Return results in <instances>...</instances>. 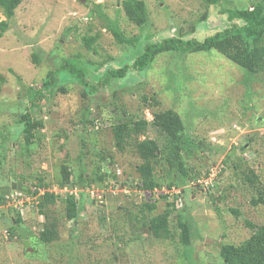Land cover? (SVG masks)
Masks as SVG:
<instances>
[{"label":"rangeland","instance_id":"obj_1","mask_svg":"<svg viewBox=\"0 0 264 264\" xmlns=\"http://www.w3.org/2000/svg\"><path fill=\"white\" fill-rule=\"evenodd\" d=\"M124 1L22 0L7 31H0V264H224L219 246H239L253 233L248 223L264 224V206L252 204L264 188V73L247 74L215 50L168 52L146 71L101 86L108 69L132 66L147 44L177 37L204 41L231 25L220 10L251 9L262 0H223L219 8L203 0H143L149 15L144 29L128 20ZM113 22L130 43L117 44ZM94 37L88 50L83 39ZM64 61L86 71L90 88L100 87L91 94L68 73H58ZM48 79L56 85L44 89ZM33 89L44 95L37 108L30 106ZM86 108L90 121L81 124ZM167 110L182 117L186 134L199 145L184 160L199 181L171 190L163 186L149 197L138 189L141 160L132 146H115L112 126L140 119L152 124L155 113ZM26 113L41 124L28 146L19 123ZM144 139L165 142L151 125L139 137ZM235 154L246 160L241 171L235 165L243 160ZM64 167L72 182L86 172L85 186L61 189ZM249 168L258 176L252 184ZM154 170L159 180L172 175L163 159ZM100 174L110 185L89 182ZM39 179L58 194L55 205L44 207L26 194L12 198L11 182L32 191ZM71 194L82 206L76 222L66 220L61 200ZM147 203L156 204L152 214L141 213ZM184 206L183 221L193 236L188 247L180 242L176 218ZM42 209L59 224L51 244L38 239ZM166 211L173 238L158 240L143 223Z\"/></svg>","mask_w":264,"mask_h":264},{"label":"trees","instance_id":"obj_2","mask_svg":"<svg viewBox=\"0 0 264 264\" xmlns=\"http://www.w3.org/2000/svg\"><path fill=\"white\" fill-rule=\"evenodd\" d=\"M209 8H219L223 4V0H203ZM264 0L254 4L251 9H222L221 14L227 15L228 21L231 23L229 27L223 31L206 37L204 41L197 39L183 40L181 37L164 39L162 42L147 44L143 53L134 61L132 66L126 65L119 69H108L101 77V86L107 85L111 80L122 81L127 76L137 75L140 72L146 71L155 59L164 53L173 52L178 54H194L205 53L212 50L217 51L230 62L237 65L247 74L264 73ZM22 0H0V8L3 10V15L6 21L0 23L1 34L7 31L8 22L15 16L16 9L21 5ZM123 9L130 22L137 27L144 29L148 25L149 15L145 2L143 0H125L123 2ZM207 19V15L204 16ZM112 35L118 45H125L131 41L126 39L117 24L113 22L110 24ZM97 38H84V45L88 50H93ZM33 62L40 64L36 56H33ZM104 64L98 66L100 69ZM58 73H68L78 84L84 86L87 92L94 93L96 88L100 86H93L90 88L86 80V71L79 68L68 61H64ZM100 79V80H101ZM56 83L48 79L43 82L44 89L55 87ZM30 98V106L37 108V102L44 98L41 90L33 89ZM149 101L148 99H146ZM91 109L86 108L83 112V118L80 123L86 120L90 121ZM155 113V112H154ZM123 118L124 115H121ZM19 123L23 126V133L25 135L26 145H30L35 138L34 130L41 124L35 122L31 116L24 114ZM154 127L165 137L164 144L156 140L144 139L139 141V137L145 136L149 126ZM112 131L115 139V146L124 151L129 146L133 147L137 156L141 160V164L137 168L140 175V185L138 189L146 192L147 196L155 194V191L161 190L166 186L171 190L176 184L177 186L185 187L186 185L192 187L198 183L199 178L192 175L184 163L187 157L192 155L193 149L199 148L187 134L184 121L182 117L174 110H167L164 112H157L154 114V121L149 123L145 119L136 121H129L128 123L116 122L112 126ZM232 158L233 156L230 155ZM238 161H242L238 166V170H242L241 164H246V160L235 154ZM163 159L171 169V176L168 175L165 179H157L155 176V164ZM64 179L60 181L58 186L63 188H83L87 182L86 172H81L75 182L71 181V172L67 167L63 168ZM249 176L246 177L252 184L258 180V176L248 169ZM62 177V178H63ZM88 178V177H87ZM91 178V177H89ZM39 184L35 187L40 191L44 189V193L39 195L38 190L34 191L33 196L38 197L39 205L44 207L55 205L58 200V194L50 192L47 188L49 184L44 180L39 179ZM110 178L105 175H96L90 179V183H105L110 185ZM201 186V185H197ZM208 186V185H207ZM202 187V186H201ZM259 197L252 201L254 207L264 206V188H259ZM186 190L184 189L183 193ZM182 193V194H183ZM181 194V195H182ZM65 206V218L69 222H76L82 206L78 202L74 194L62 199ZM178 202V200H177ZM184 203V201H182ZM173 205V204H172ZM183 205V204H182ZM39 207V206H38ZM176 218L177 225L180 230V242L184 247H188L191 243L192 226L187 221H183V215L186 207H181ZM217 208V207H216ZM156 210L155 203H147L141 206V213L152 214ZM235 215H239L238 210H231ZM45 218L43 229L39 234V241L43 244H51L58 239V221L53 220V216L47 212L46 209L40 211ZM171 213L166 211L156 216H151L143 223V227L147 229V234L158 240H171L173 238V231L170 228ZM185 220V219H184ZM18 223L20 220L17 221ZM248 226L253 230L250 238L244 241L239 246L233 244H222L219 246V254L223 259L224 264H264V224L256 226L248 223ZM16 227L11 222V230ZM13 235V234H12Z\"/></svg>","mask_w":264,"mask_h":264},{"label":"flooded vegetation","instance_id":"obj_3","mask_svg":"<svg viewBox=\"0 0 264 264\" xmlns=\"http://www.w3.org/2000/svg\"><path fill=\"white\" fill-rule=\"evenodd\" d=\"M11 186L13 187V184H14V182L12 183L11 182ZM19 186H24V187H26L25 186V184L23 183V184H21V183H17L16 184V190L14 191H12V198H13V196H22L23 194H26L27 196H28V198H33V199H35V196H33V194H34V189H35V187H32L33 189H32V191L30 190V189H28L27 187H26V189L23 191V192H20V191H18V187ZM11 196L8 198L9 199V201L11 202L12 200H11ZM11 205V204H10ZM12 208L13 207H15V206H11ZM14 210H16L17 212H19V210L18 209H20V207L19 206H17L16 205V207L15 208H13ZM13 224L15 225V222L13 221Z\"/></svg>","mask_w":264,"mask_h":264},{"label":"water","instance_id":"obj_4","mask_svg":"<svg viewBox=\"0 0 264 264\" xmlns=\"http://www.w3.org/2000/svg\"><path fill=\"white\" fill-rule=\"evenodd\" d=\"M25 189H26V187H24V186H19L18 187V191H20V192H23ZM13 190L14 191L16 190V184L15 183L13 184ZM88 203L92 204V203H95V202H92L91 200H89ZM25 244H26V246L28 245L27 242H25Z\"/></svg>","mask_w":264,"mask_h":264},{"label":"built area","instance_id":"obj_5","mask_svg":"<svg viewBox=\"0 0 264 264\" xmlns=\"http://www.w3.org/2000/svg\"><path fill=\"white\" fill-rule=\"evenodd\" d=\"M20 207H23V204H20Z\"/></svg>","mask_w":264,"mask_h":264}]
</instances>
